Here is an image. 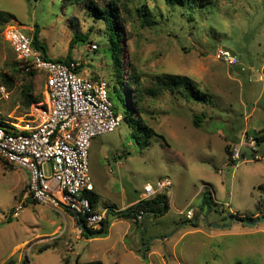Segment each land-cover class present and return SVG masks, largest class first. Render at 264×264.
Listing matches in <instances>:
<instances>
[{
	"label": "rangeland",
	"instance_id": "374dc122",
	"mask_svg": "<svg viewBox=\"0 0 264 264\" xmlns=\"http://www.w3.org/2000/svg\"><path fill=\"white\" fill-rule=\"evenodd\" d=\"M94 1L103 6L127 0ZM213 1L193 13L163 0L127 3L131 14L120 43L122 90L130 113L151 133L123 120L113 133L91 140L87 161L97 212L106 206L114 210L108 216L107 236L79 238L70 231L65 213L29 200L18 218L11 217L23 199L26 174L0 162V264H147L130 250L151 243L163 259L152 255L149 264H264V0ZM142 4L148 7L151 26L140 25L135 10ZM0 11L13 16L0 28V75L10 74L16 60L1 32L20 26L29 37L39 30L50 60L69 54L79 63L81 76L98 78L110 87L114 83L107 31L83 3L0 0ZM74 37L79 39L69 51ZM92 44L97 50H90ZM224 49L235 54L236 64L217 57ZM129 64L143 89L154 88V78L168 73L188 77L195 96L187 90H162L156 97H144L139 111L133 104ZM42 81V76L31 80L34 95L42 96ZM27 82L18 75L10 100L0 103L1 120L23 117L19 88ZM119 113L122 118V109ZM195 116L198 127L192 123ZM136 132L137 142L132 138ZM255 138H260L258 144L249 147ZM226 147L230 154L239 147L241 158L234 166ZM165 178L171 180L170 205L162 217L147 215L143 229L132 219L114 217L115 211L140 199L146 183ZM205 197L208 203L203 204ZM187 210L194 214L191 220L185 218ZM253 213L262 214L254 226L230 217ZM162 238L167 239L163 245Z\"/></svg>",
	"mask_w": 264,
	"mask_h": 264
},
{
	"label": "built area",
	"instance_id": "2783aa9c",
	"mask_svg": "<svg viewBox=\"0 0 264 264\" xmlns=\"http://www.w3.org/2000/svg\"><path fill=\"white\" fill-rule=\"evenodd\" d=\"M22 30L20 26H9L2 36L16 59L24 64V70H35L42 76L45 107L32 106L21 119H0L6 125L0 127V161L26 174L23 199L13 207L10 216L18 218L29 200L56 211L66 208L85 222L91 232H97L105 213H98L88 198L94 187L87 154L91 140L113 133L120 126L121 117L113 114L105 81L81 76L78 62L45 59L33 48L32 37ZM90 50H97V45L92 44ZM217 57L229 65L236 64L235 58L224 50ZM10 95L0 85V103L9 101ZM254 146L255 140H250L249 147ZM240 158L239 147H234L232 161ZM254 158L259 160L255 155ZM169 191L170 182L158 180L143 187L142 200ZM131 215L137 222L144 216L142 212ZM185 216L190 220L192 212L188 210Z\"/></svg>",
	"mask_w": 264,
	"mask_h": 264
},
{
	"label": "trees",
	"instance_id": "16d2710c",
	"mask_svg": "<svg viewBox=\"0 0 264 264\" xmlns=\"http://www.w3.org/2000/svg\"><path fill=\"white\" fill-rule=\"evenodd\" d=\"M71 1L75 5L77 4L79 5L80 3H83V8H85L95 20L101 21L104 25L105 30L107 31V45L112 60V70L114 72L115 78L113 79L114 83L112 84L111 87L109 86L108 82L106 83L108 85V99L112 104L113 114L115 116H119L120 115L119 111L122 109L123 115L121 121L123 120L128 121L131 126H135L139 130L145 129L151 133L148 127L141 128L137 123L135 117L130 113V109H128V104L122 90L123 82L121 77L122 68H121V59H120V55L122 54V49L120 43L124 38V24L130 18L131 10L127 6V3L131 2V0H127L126 4H121L119 1H109L103 6H98L94 0H71ZM163 2L167 6H181L189 13H193V10L196 7H205L211 5V3H214L213 0H163ZM135 12L137 13L138 18L140 19V25L142 27H148L154 24V22L149 18L150 17L149 11L146 4L140 5L138 8H136ZM11 20H13V16L11 14L0 11V28ZM38 35H39V30L36 29L33 30L32 46L34 49L39 50L43 54L44 58L47 59L44 53L45 52L44 47L41 44L40 40L38 39ZM77 39L79 38L74 37L72 40H70L69 51L72 49L73 44ZM4 42L9 46V44L5 40ZM14 57L16 59L15 54ZM62 60L66 63L73 61L69 57V54L65 59ZM55 61L60 62L61 60L57 59ZM129 67H130V72H132V76L129 82L132 83L135 87L134 88L135 93L133 95V104L136 107V109H138L139 111L142 109L141 103L143 102L144 97L146 96L156 97L158 92L162 90H167L170 91L171 93L177 92L179 94H182L185 90H187L190 91L193 96H195L194 93L195 88L191 80L186 76L163 73L154 78V88L143 89L139 74L137 73V71H135V68L132 67L131 64H129ZM11 70L12 71L10 74L5 73L0 75V85H4L7 88V90L10 91L15 86V81L18 78V75H22V78L26 79L28 82L24 83L21 86V88H19V97H20L19 104L21 108L25 110V113H27L32 106L44 108L45 104H44L43 94L42 96L34 95L32 92L33 84L31 83V80L35 76L40 77L41 75L39 74V72L35 70H30L26 72L24 70V64L17 59L15 60L13 65H11ZM93 80H97V78H93ZM42 88H43V81H42ZM198 119L199 118L195 116V119L192 121L195 127H198V122H199ZM5 126L6 125L3 123V121L0 120V127H5ZM263 135H261L260 138H262ZM132 138L136 140V142L138 141L137 132L132 133ZM260 138H255V145L258 144ZM225 154L227 156L229 164L234 166V162L231 160V154L229 153L228 147L225 148ZM0 162L5 164L6 166H9L8 164H6V162L3 161ZM208 196L209 199H211V196L210 195ZM88 198L93 208L95 209L97 205L96 195L92 192L88 195ZM206 200L207 199L205 197L203 199V204L208 203ZM167 211H168V205H167L166 195H157L153 199L147 201L141 200L137 204L132 205L131 207L126 209L125 211L118 212L115 214L118 217L132 219L131 212H136V213L142 212L143 214H147V215L153 214L154 216H157L158 214L164 215ZM237 219L246 220L248 222L255 221V219L251 217H240ZM83 224L85 226V229L82 232H84V235L86 237L90 235L93 236L100 235L103 232L105 226L103 221L101 229L99 231L91 232L87 228L85 222H83ZM192 225L196 227V224H192ZM146 251L147 250H145V252ZM80 264H102V263L100 261H90ZM233 264H243V263L237 261Z\"/></svg>",
	"mask_w": 264,
	"mask_h": 264
},
{
	"label": "crops",
	"instance_id": "0c3cea01",
	"mask_svg": "<svg viewBox=\"0 0 264 264\" xmlns=\"http://www.w3.org/2000/svg\"><path fill=\"white\" fill-rule=\"evenodd\" d=\"M46 58H48V59H50L49 57H47L46 56ZM85 75H87V74H85ZM91 78H93V77H91ZM98 79V78H97ZM165 179H167L169 182H170V190H171V180L170 179H168V178H165ZM158 180H162V179H158ZM157 180V181H158ZM156 181V182H157ZM155 182V183H156ZM146 184H150V183H146ZM145 184V185H146ZM144 185V186H145ZM143 186V187H144ZM167 194H168V192L167 193H165V194H163V195H166V197H167ZM212 194H213V196H214V193L212 192ZM142 195H143V192H142V194H141V196H140V199H137V200H135V201H132V202H130L129 203V205L124 209V211L126 210V209H128L129 207H131L132 205H135V204H137L139 201H141L142 200ZM208 195H210V194H208ZM211 196V195H210ZM204 199V198H203ZM214 201H215V199H214ZM38 205V204H37ZM167 205H168V208H169V205H170V200L168 199V197H167ZM41 206V205H40ZM95 210L97 211V208H95ZM114 210H112L111 208H109V206H106L105 208H104V210L101 212V213H105V217H104V230H103V232L100 234V235H97V236H93V235H90V236H88L86 239H90V240H93V239H96V237H98V236H107V233H108V231H109V226H108V216H109V214L111 213V212H113ZM123 211V210H122ZM188 211V210H187ZM186 211V212H187ZM61 212H63V213H65V215H67V218H68V220L67 221H69L70 222V225H71V228H70V231L73 233H75L76 234V236H78L79 238H82L83 236H84V232H82V231H84V230H82L81 228H80V224H79V220L75 217V215L71 212V211H69L68 209H66V208H62L58 213H61ZM116 213H118L117 211H115ZM185 212V213H186ZM180 214L182 213V212H179ZM148 215H151L152 217H154V218H158V217H162L163 215H160V214H158L157 216H154L153 214H148ZM146 216H147V214H144V216H143V218H142V220H141V222H137V221H135L134 220V218L132 217V223L135 225V226H139V227H142V229L144 228V226H145V219H146ZM232 216L234 217V218H240V217H244V216H239V215H234V214H232V215H230V217L232 218ZM262 216V214L261 213H256V214H252V215H250V217L251 218H254L255 219V221L256 220H258V218L259 217H261ZM114 217H116V219H121V218H123V217H118L116 214H114ZM194 217V214H193V212H192V217H191V219ZM185 218H186V216H185ZM205 218V217H204ZM126 219V218H125ZM131 219V218H130ZM190 219V220H191ZM186 220H188V219H186ZM65 222V231H66V227H67V225L66 224H68V222ZM244 221H246V220H244ZM255 221H253V222H250V223H254ZM235 222H237V221H235ZM248 222V221H247ZM54 223V222H53ZM237 223H240V222H237ZM114 223H112V224H110V226L111 225H113ZM191 224H196V222H194V223H191ZM233 224L234 223H232L231 224V226H233ZM241 225H243V224H241ZM255 225V224H254ZM245 226V225H244ZM210 227V226H209ZM77 228V230H78V232H76L75 231V229ZM226 228H228V227H226V226H221V229H226ZM60 229H61V227H57V232H60V234L62 233V231H60ZM63 234V233H62ZM57 235V234H56ZM126 239V235H124L123 236V241ZM166 238H162V239H160V242L162 243V245L166 242ZM154 245H155V243H151V244H149L148 246H146V247H143V248H139V247H134V249H131L130 250V252H132L133 254H135V255H137V256H139L143 261H146V262H148L147 264H149V260H150V258L152 257V255L154 256V255H156V256H158V257H161L162 259H163V256H161V253L159 252V251H156V250H154L153 249V247H154ZM30 246V245H29ZM127 248V247H126ZM125 247H124V249H126ZM136 248H138V251H136ZM130 249V248H129ZM133 250V251H132ZM145 250H147L146 252H145ZM95 261H98V260H95ZM90 262V261H89ZM101 262V261H100ZM102 263V262H101ZM162 263L163 264H166L164 261H162ZM76 264H78V263H76ZM103 264V263H102Z\"/></svg>",
	"mask_w": 264,
	"mask_h": 264
},
{
	"label": "water",
	"instance_id": "95a60500",
	"mask_svg": "<svg viewBox=\"0 0 264 264\" xmlns=\"http://www.w3.org/2000/svg\"><path fill=\"white\" fill-rule=\"evenodd\" d=\"M224 51H226V52H228L232 57H234L235 56V54L234 53H232L230 50H228V49H224ZM204 220H206L205 218H203ZM234 220H237L238 222H240L241 224H243V225H247V226H254V224L255 223H250V222H247V221H244V220H241V219H236V218H234ZM79 224H80V228L82 229V230H84L85 229V226H84V224H83V222L81 221V220H79ZM210 227H213V226H211V225H209ZM216 228H219V227H216Z\"/></svg>",
	"mask_w": 264,
	"mask_h": 264
}]
</instances>
